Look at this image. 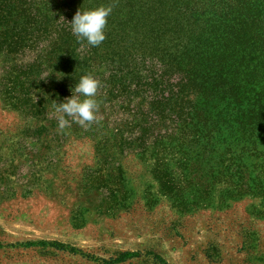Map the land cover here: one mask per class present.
Wrapping results in <instances>:
<instances>
[{"label": "rangeland", "instance_id": "rangeland-1", "mask_svg": "<svg viewBox=\"0 0 264 264\" xmlns=\"http://www.w3.org/2000/svg\"><path fill=\"white\" fill-rule=\"evenodd\" d=\"M9 62L0 54V81ZM66 119L40 122L0 96V264H264V145L189 160L172 144L168 195L120 105L99 104L97 126Z\"/></svg>", "mask_w": 264, "mask_h": 264}, {"label": "trees", "instance_id": "trees-1", "mask_svg": "<svg viewBox=\"0 0 264 264\" xmlns=\"http://www.w3.org/2000/svg\"><path fill=\"white\" fill-rule=\"evenodd\" d=\"M101 5L112 13L93 47L70 22ZM27 53L35 59L21 60ZM0 54L10 59L0 81L5 106L40 122L58 124L47 118L53 104L93 76L98 105L133 116L136 151L154 159L165 194L178 190L164 164L172 144L188 147L180 155L189 160L264 145V0H0Z\"/></svg>", "mask_w": 264, "mask_h": 264}, {"label": "clouds", "instance_id": "clouds-1", "mask_svg": "<svg viewBox=\"0 0 264 264\" xmlns=\"http://www.w3.org/2000/svg\"><path fill=\"white\" fill-rule=\"evenodd\" d=\"M112 13L110 6L101 5L91 9H79L74 15L71 31L77 40L86 41L97 47L106 39L105 28ZM99 82L91 75L80 76L72 88V95L62 102L53 104L56 112L63 115L59 118V127L63 128L68 122L65 117H72L76 122L84 125L96 119L98 101L96 99Z\"/></svg>", "mask_w": 264, "mask_h": 264}]
</instances>
